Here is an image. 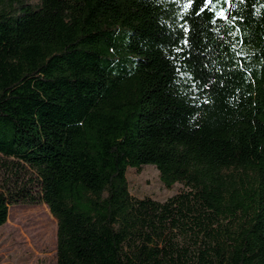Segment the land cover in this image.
Wrapping results in <instances>:
<instances>
[{"label":"trees","instance_id":"16d2710c","mask_svg":"<svg viewBox=\"0 0 264 264\" xmlns=\"http://www.w3.org/2000/svg\"><path fill=\"white\" fill-rule=\"evenodd\" d=\"M145 165L182 189L131 196ZM17 205L56 264H264V0H0V227Z\"/></svg>","mask_w":264,"mask_h":264},{"label":"rangeland","instance_id":"374dc122","mask_svg":"<svg viewBox=\"0 0 264 264\" xmlns=\"http://www.w3.org/2000/svg\"><path fill=\"white\" fill-rule=\"evenodd\" d=\"M37 7L40 0H26ZM131 196L150 197L164 202L182 189L181 184L167 188L157 169L145 165L126 172ZM56 221L45 205H17L9 209L0 227V264H56Z\"/></svg>","mask_w":264,"mask_h":264},{"label":"snow or ice","instance_id":"6c2138e0","mask_svg":"<svg viewBox=\"0 0 264 264\" xmlns=\"http://www.w3.org/2000/svg\"><path fill=\"white\" fill-rule=\"evenodd\" d=\"M190 2H191V0H190ZM216 15H217V17H223L225 15V12L221 11V12L216 13ZM213 22H215V21H213Z\"/></svg>","mask_w":264,"mask_h":264}]
</instances>
